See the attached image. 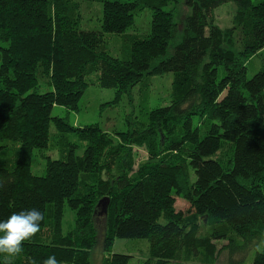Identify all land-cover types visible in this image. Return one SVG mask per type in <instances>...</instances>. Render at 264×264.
Returning a JSON list of instances; mask_svg holds the SVG:
<instances>
[{
	"label": "trees",
	"instance_id": "trees-1",
	"mask_svg": "<svg viewBox=\"0 0 264 264\" xmlns=\"http://www.w3.org/2000/svg\"><path fill=\"white\" fill-rule=\"evenodd\" d=\"M85 1L102 4L98 31L80 28L73 0H0V220L36 209L41 231L53 219L46 242L39 231L0 264H44L50 255L90 264L101 210L102 264H127L111 253L115 239L146 240L142 264H216L221 253L222 264H243L259 244L251 264H264V60L247 77L264 58V0ZM228 2L232 26L220 29L214 11ZM145 8L148 33H127ZM108 35L119 37V56L109 54ZM167 73L169 105L147 109L150 81ZM91 85L113 89L115 104L140 85V116L118 140L98 124L51 116L55 106L78 111ZM51 126L65 142L35 176L31 157L48 147ZM133 148L146 153L137 166ZM177 198L189 210L177 209ZM65 206L74 227L62 234Z\"/></svg>",
	"mask_w": 264,
	"mask_h": 264
},
{
	"label": "rangeland",
	"instance_id": "rangeland-1",
	"mask_svg": "<svg viewBox=\"0 0 264 264\" xmlns=\"http://www.w3.org/2000/svg\"><path fill=\"white\" fill-rule=\"evenodd\" d=\"M78 4L79 14H80V28L82 30L98 31L100 30V20L102 16V4L98 2H88L85 0H73ZM110 1H120L125 0H110ZM169 5L167 8H170ZM178 16H182L187 13L184 5L181 3L177 5ZM234 15V5L232 2L225 3L219 6L214 11V24L220 29L230 28L232 26ZM151 19V11L145 8L139 16L135 17L134 24L126 32L129 34H146L149 31ZM176 21H181L176 18ZM118 36L108 35L107 44L109 54L112 56L120 55V42L118 41ZM264 58H254L247 71V77L251 78L254 73H256ZM221 71L219 72V77L221 76ZM173 79L172 73H167L159 77H154L150 81L149 92L147 95V109H154L159 107H165L169 105L170 101V87ZM44 90L41 89L42 92ZM114 98L113 89H102L97 86H89L82 94L79 103L78 111L67 112L65 108L55 106L51 111V116L67 118L69 125L74 127H83L90 124H98L103 130L109 132L115 140L119 137L116 133H124L129 129L128 120L135 122L140 116V85L133 88L130 99L128 97H123L117 104L113 103ZM66 140L76 145L77 148H73L74 153L77 156L82 155L83 144L77 141L74 134L67 135ZM65 142V139L58 136L56 130L53 126L49 129V141L48 147L43 150H34L30 170L35 176H44L46 159L51 160L59 159L58 151L61 147L60 145ZM133 153H135L136 164L142 162L146 159V153L143 149L133 148ZM175 206L177 209L182 211L189 210V205L183 202L181 199L177 198L175 200ZM74 212L70 210L67 206L63 208L62 219L60 230L62 234H66L68 231L74 227ZM51 218L48 216L45 219V226L40 231L39 235L42 237V242H46L47 230L51 228L52 223ZM97 227V244L93 248L90 254V264H102L105 254L103 253L102 240L105 229V220L101 212L96 215L95 218ZM223 242H217V247H220ZM261 250V245L259 244L255 249H252L246 261L243 264H251L254 254ZM111 253L123 254L129 256L127 264H142L148 258V243L146 240H123L115 239ZM226 258L225 253H221L216 264H222ZM169 264H179V263H169Z\"/></svg>",
	"mask_w": 264,
	"mask_h": 264
},
{
	"label": "clouds",
	"instance_id": "clouds-1",
	"mask_svg": "<svg viewBox=\"0 0 264 264\" xmlns=\"http://www.w3.org/2000/svg\"><path fill=\"white\" fill-rule=\"evenodd\" d=\"M44 214L36 209L15 212L0 220V254L15 257L23 251L26 241L41 229ZM44 264H60L54 255L48 256Z\"/></svg>",
	"mask_w": 264,
	"mask_h": 264
}]
</instances>
